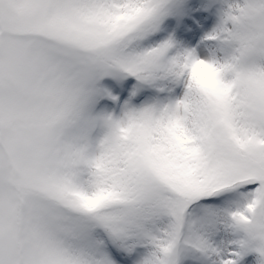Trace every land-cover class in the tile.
Masks as SVG:
<instances>
[{
    "label": "snow or ice",
    "instance_id": "obj_1",
    "mask_svg": "<svg viewBox=\"0 0 264 264\" xmlns=\"http://www.w3.org/2000/svg\"><path fill=\"white\" fill-rule=\"evenodd\" d=\"M0 0V264H264V0Z\"/></svg>",
    "mask_w": 264,
    "mask_h": 264
},
{
    "label": "rangeland",
    "instance_id": "obj_2",
    "mask_svg": "<svg viewBox=\"0 0 264 264\" xmlns=\"http://www.w3.org/2000/svg\"><path fill=\"white\" fill-rule=\"evenodd\" d=\"M211 1H214V2L218 3L220 6L222 5V0H211ZM218 11H219V9H217L216 12H214L215 16L211 15V18H214V19L217 20ZM211 22H213V24H214L215 20H213ZM209 25H211V24H209ZM208 30H211V28L208 27V29H206V31H208Z\"/></svg>",
    "mask_w": 264,
    "mask_h": 264
},
{
    "label": "trees",
    "instance_id": "obj_3",
    "mask_svg": "<svg viewBox=\"0 0 264 264\" xmlns=\"http://www.w3.org/2000/svg\"><path fill=\"white\" fill-rule=\"evenodd\" d=\"M215 3L216 2H214V1H211V7L209 8V9H211V8H213L214 6H215ZM224 5H223V3H222V7H223ZM221 7V8H222ZM216 23V19H215V22H214V24ZM214 24L212 25V26H214Z\"/></svg>",
    "mask_w": 264,
    "mask_h": 264
}]
</instances>
